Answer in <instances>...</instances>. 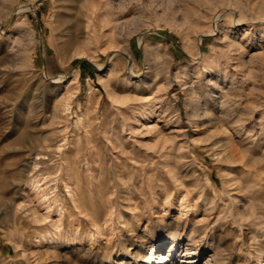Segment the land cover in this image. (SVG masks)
I'll return each mask as SVG.
<instances>
[{"label": "rangeland", "instance_id": "obj_1", "mask_svg": "<svg viewBox=\"0 0 264 264\" xmlns=\"http://www.w3.org/2000/svg\"><path fill=\"white\" fill-rule=\"evenodd\" d=\"M73 1L0 0V264H264V0Z\"/></svg>", "mask_w": 264, "mask_h": 264}, {"label": "bare ground", "instance_id": "obj_2", "mask_svg": "<svg viewBox=\"0 0 264 264\" xmlns=\"http://www.w3.org/2000/svg\"><path fill=\"white\" fill-rule=\"evenodd\" d=\"M69 1H73V0H69ZM72 6L73 7H70V9H72L73 10V13H72V15H69V16H65L64 17V19L62 20V26H63V28H62V31H64V33H66L65 35H63L64 36V42L67 44V45H70V44H74V43H76L78 40H79V38H80V33L82 32V30H83V26L85 25V27L84 28H86L87 27V25L84 23L83 24V22H82V20L80 19V12H79V10L74 6V1L72 2ZM79 6V5H78ZM92 7H94L93 5H92ZM84 8H85V6H84ZM95 8V7H94ZM69 9V8H68ZM80 9V8H79ZM82 9V8H81ZM89 9H90V12H92V10H93V8H92V10H91V8L89 7ZM84 10V9H83ZM87 11H88V9H87ZM93 11H95V10H93ZM86 12V11H85ZM84 12V13H85ZM88 15V14H87ZM89 15H90V13H89ZM88 15V16H89ZM81 17H83V16H81ZM85 17H86V15H85ZM92 16H90V18H91ZM94 17V16H93ZM85 19V18H84ZM88 19V18H87ZM92 19V18H91ZM93 19H95V17L93 18ZM87 21V20H86ZM88 23H89V21H87ZM92 22H93V20H92ZM237 22V21H236ZM198 43H200V39H199V41H198ZM72 79V78H71ZM29 187H30V189H32V190H36V189H38L39 187L37 186V185H34L33 184V182H30L29 183V185H28ZM69 193V192H68ZM71 194V193H70ZM80 195V194H79ZM41 196L43 197V198H45L46 197V194L44 193V192H42L41 193ZM73 202H74V204H75V207L77 208V209H79V211H81V205H82V200H81V198H73V200H72ZM71 202V201H70ZM73 207V206H72ZM74 207V208H75ZM46 208L48 209L49 208V206L47 205L46 206ZM84 211V210H83ZM57 212H59V213H61V211L59 210V211H57ZM82 212V211H81ZM155 248V246L153 245V246H151V248H150V254L146 257V261L143 263V264H158V263H161V264H168V262H169V260H171L170 259V252L172 251V248L171 249H169V251H167L166 253H160L159 254V256H158V259H157V261L155 262L154 261V258H153V252H152V250ZM209 260V259H208ZM209 263V262H208Z\"/></svg>", "mask_w": 264, "mask_h": 264}]
</instances>
